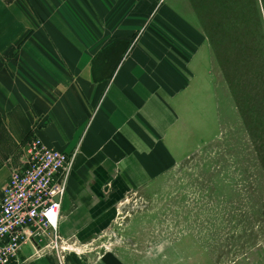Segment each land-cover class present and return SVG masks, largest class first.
Masks as SVG:
<instances>
[{
    "label": "crops",
    "instance_id": "1",
    "mask_svg": "<svg viewBox=\"0 0 264 264\" xmlns=\"http://www.w3.org/2000/svg\"><path fill=\"white\" fill-rule=\"evenodd\" d=\"M188 22L162 0H0V194L35 136L75 154L59 222L70 249L28 243L9 264H196L174 241L139 256L85 249L194 133L211 80L207 37Z\"/></svg>",
    "mask_w": 264,
    "mask_h": 264
},
{
    "label": "rangeland",
    "instance_id": "2",
    "mask_svg": "<svg viewBox=\"0 0 264 264\" xmlns=\"http://www.w3.org/2000/svg\"><path fill=\"white\" fill-rule=\"evenodd\" d=\"M162 1L207 37L199 52L211 85L179 162L126 202L130 211L119 208L100 246L85 249L139 256L174 241L196 264H264V0ZM62 245L38 250L70 247Z\"/></svg>",
    "mask_w": 264,
    "mask_h": 264
},
{
    "label": "built area",
    "instance_id": "3",
    "mask_svg": "<svg viewBox=\"0 0 264 264\" xmlns=\"http://www.w3.org/2000/svg\"><path fill=\"white\" fill-rule=\"evenodd\" d=\"M74 157L38 136L27 143L21 165L11 169L0 194V264L11 263L28 243L50 240L49 247L63 248L59 222Z\"/></svg>",
    "mask_w": 264,
    "mask_h": 264
},
{
    "label": "bare ground",
    "instance_id": "4",
    "mask_svg": "<svg viewBox=\"0 0 264 264\" xmlns=\"http://www.w3.org/2000/svg\"><path fill=\"white\" fill-rule=\"evenodd\" d=\"M121 210H122V208H121Z\"/></svg>",
    "mask_w": 264,
    "mask_h": 264
}]
</instances>
